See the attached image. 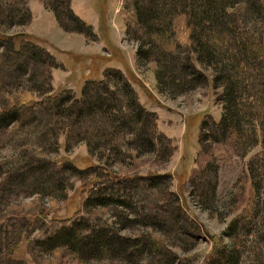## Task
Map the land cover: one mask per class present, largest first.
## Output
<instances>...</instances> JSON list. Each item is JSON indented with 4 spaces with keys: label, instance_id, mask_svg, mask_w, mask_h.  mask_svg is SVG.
I'll return each instance as SVG.
<instances>
[{
    "label": "rangeland",
    "instance_id": "rangeland-1",
    "mask_svg": "<svg viewBox=\"0 0 264 264\" xmlns=\"http://www.w3.org/2000/svg\"><path fill=\"white\" fill-rule=\"evenodd\" d=\"M25 4L31 19L25 25L0 22V35L14 40V49L29 41L53 57L57 66L51 71V94L80 98L86 82L118 71L138 102L154 114L173 151L166 157L159 149L145 153L137 148L119 157L100 150L90 154L84 142L67 148L63 135L43 137L45 118L38 113L35 121L23 114L20 124L0 127V264H205L217 242L232 245L230 225L243 214L241 228L234 232L238 246L246 249L241 264H250L254 252L264 256V186L256 196L248 172L249 163L264 155V143L244 156L232 140L207 138L202 143L204 122L212 131L224 114L214 72L193 56L207 83L183 95L162 91L157 63L139 60V44L128 35L125 0H70L72 16L84 26L66 19L69 31L60 26L51 4ZM247 23V28L264 31V23ZM41 65L30 66L32 75L21 69L2 75L0 67V110L16 98L28 105L40 99ZM107 161L111 175L150 180L140 182V190H126L123 206L85 204L101 188L97 183ZM259 176L264 184L263 170ZM152 183L157 187L147 190ZM250 209L257 213H245ZM65 226L74 231L69 239H60L62 247L37 245ZM244 230L251 232L245 235ZM98 237L104 244L96 247ZM153 239L163 240L170 252L155 250ZM123 240L131 242L129 247Z\"/></svg>",
    "mask_w": 264,
    "mask_h": 264
},
{
    "label": "trees",
    "instance_id": "trees-1",
    "mask_svg": "<svg viewBox=\"0 0 264 264\" xmlns=\"http://www.w3.org/2000/svg\"><path fill=\"white\" fill-rule=\"evenodd\" d=\"M44 1L54 7L64 30H71L66 19L84 26L72 16L70 0ZM25 2L0 0L1 24L25 25L31 19ZM124 10L128 16V35L139 44L138 59L157 63L156 77L161 90L164 87L162 91L183 95L207 83L206 75L196 68L194 58L214 72V88L221 89L217 102L222 103L224 114L212 131H207L204 122L202 143L207 138L214 143H219L220 138L232 140L243 156L248 149L264 143V31L246 27L249 21H254L255 25L264 23V0H125ZM14 42L11 38L4 41L0 35L2 75H15L20 69L24 75H32L30 66L33 68L41 62L45 80L36 86L41 95L38 101L28 105L16 98L13 103H3L0 127L20 124L21 117L26 114L35 121L33 115L38 113L45 118L43 137L53 133L58 139L63 135L67 148L84 142L90 154L100 150L107 156L126 157L122 153L128 154L129 150L137 148L145 153H155L159 149L166 157L172 153L170 141L157 129L156 117L138 102L135 91L120 72L109 71L101 81L86 82L80 98L65 92L54 95L50 81L51 71L57 64L53 57L29 41L21 42L19 48L14 49ZM28 46L31 49L24 54ZM4 50L9 51L8 59H5L7 51ZM117 83H121V88ZM260 156L256 164L251 161L248 166L256 196L264 186L259 176L264 171V155ZM108 163L104 175L98 179L97 186L101 188L95 190L92 198L87 197L85 204L123 206L126 190H140L144 187L140 182L150 180L111 175ZM155 187L152 183L146 189ZM107 192L111 195L107 196ZM250 212L255 214L257 210L245 211ZM244 215L230 225L232 245L217 242L205 264H241L246 249L242 244L238 246L234 232L241 228ZM249 216L248 219H252ZM248 222L250 220L245 228L251 227ZM73 231L72 226L62 227L37 245L44 249L62 247L60 239H69ZM250 232L244 230L243 233ZM21 239L23 235L18 237L16 244ZM101 239L98 237L95 241L98 242L96 247L104 244ZM123 242L128 247L131 243L129 240ZM153 248L166 254L170 252L161 239H153ZM249 257L252 258L250 264H264L261 254L254 252Z\"/></svg>",
    "mask_w": 264,
    "mask_h": 264
}]
</instances>
